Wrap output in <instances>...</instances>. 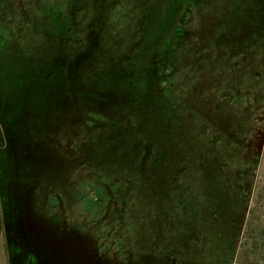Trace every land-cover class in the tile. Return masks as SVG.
Returning a JSON list of instances; mask_svg holds the SVG:
<instances>
[{"label": "rangeland", "instance_id": "rangeland-1", "mask_svg": "<svg viewBox=\"0 0 264 264\" xmlns=\"http://www.w3.org/2000/svg\"><path fill=\"white\" fill-rule=\"evenodd\" d=\"M0 182L11 264H264V0H0Z\"/></svg>", "mask_w": 264, "mask_h": 264}, {"label": "crops", "instance_id": "crops-1", "mask_svg": "<svg viewBox=\"0 0 264 264\" xmlns=\"http://www.w3.org/2000/svg\"><path fill=\"white\" fill-rule=\"evenodd\" d=\"M3 184L0 182V264H11V254L9 250V242L7 240V228L3 220V206L2 201L4 200ZM49 247V246H48ZM33 259V258H32Z\"/></svg>", "mask_w": 264, "mask_h": 264}]
</instances>
